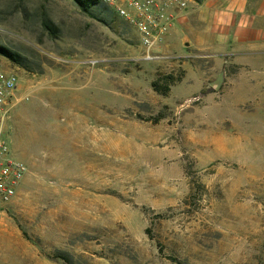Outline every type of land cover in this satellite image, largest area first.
Instances as JSON below:
<instances>
[{"label": "rangeland", "instance_id": "1", "mask_svg": "<svg viewBox=\"0 0 264 264\" xmlns=\"http://www.w3.org/2000/svg\"><path fill=\"white\" fill-rule=\"evenodd\" d=\"M90 12L0 0L6 139L28 169L0 204V264H264V45L181 30L148 59Z\"/></svg>", "mask_w": 264, "mask_h": 264}, {"label": "built area", "instance_id": "2", "mask_svg": "<svg viewBox=\"0 0 264 264\" xmlns=\"http://www.w3.org/2000/svg\"><path fill=\"white\" fill-rule=\"evenodd\" d=\"M131 27L145 58L167 39L178 11L188 10L195 0H100ZM18 77L0 65V204L9 202L27 173L24 162L15 158L6 139V123L16 99Z\"/></svg>", "mask_w": 264, "mask_h": 264}, {"label": "crops", "instance_id": "3", "mask_svg": "<svg viewBox=\"0 0 264 264\" xmlns=\"http://www.w3.org/2000/svg\"><path fill=\"white\" fill-rule=\"evenodd\" d=\"M181 30L207 34L204 44L212 49L229 36L243 49H255L264 45V0H195L176 13L167 41Z\"/></svg>", "mask_w": 264, "mask_h": 264}, {"label": "trees", "instance_id": "4", "mask_svg": "<svg viewBox=\"0 0 264 264\" xmlns=\"http://www.w3.org/2000/svg\"><path fill=\"white\" fill-rule=\"evenodd\" d=\"M78 5L86 14L91 15L90 8L97 2V0H72ZM0 54L7 57L10 61L16 62L14 54H12L7 48L0 45ZM164 84L161 86L158 78L151 82V86L154 91L159 94L166 95L169 91L170 83L174 81L172 74L164 76Z\"/></svg>", "mask_w": 264, "mask_h": 264}]
</instances>
